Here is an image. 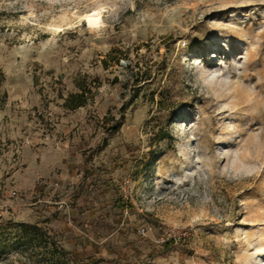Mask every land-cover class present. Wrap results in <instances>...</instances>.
I'll return each instance as SVG.
<instances>
[{
    "label": "rangeland",
    "instance_id": "rangeland-1",
    "mask_svg": "<svg viewBox=\"0 0 264 264\" xmlns=\"http://www.w3.org/2000/svg\"><path fill=\"white\" fill-rule=\"evenodd\" d=\"M20 224L97 264H264V0H0L2 264Z\"/></svg>",
    "mask_w": 264,
    "mask_h": 264
},
{
    "label": "trees",
    "instance_id": "trees-1",
    "mask_svg": "<svg viewBox=\"0 0 264 264\" xmlns=\"http://www.w3.org/2000/svg\"><path fill=\"white\" fill-rule=\"evenodd\" d=\"M80 96H72L67 104L69 109L75 110L84 106L83 101L79 100ZM21 232L20 238L23 250V259L19 264H97L98 261H89L82 259L75 252L66 251L56 240V235L48 228L39 224L17 226ZM6 247L0 242V264L2 260H7ZM6 262V261H5ZM15 264V262H7Z\"/></svg>",
    "mask_w": 264,
    "mask_h": 264
},
{
    "label": "bare ground",
    "instance_id": "bare-ground-1",
    "mask_svg": "<svg viewBox=\"0 0 264 264\" xmlns=\"http://www.w3.org/2000/svg\"><path fill=\"white\" fill-rule=\"evenodd\" d=\"M84 18L90 27H96L101 21V10L97 9L91 13H88Z\"/></svg>",
    "mask_w": 264,
    "mask_h": 264
}]
</instances>
